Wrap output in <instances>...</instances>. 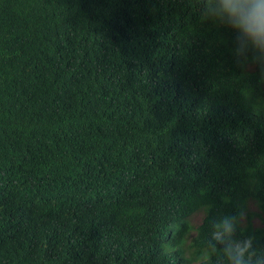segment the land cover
<instances>
[{"label":"trees","instance_id":"trees-1","mask_svg":"<svg viewBox=\"0 0 264 264\" xmlns=\"http://www.w3.org/2000/svg\"><path fill=\"white\" fill-rule=\"evenodd\" d=\"M202 8L0 0V264H196L199 202L264 246V78Z\"/></svg>","mask_w":264,"mask_h":264},{"label":"clouds","instance_id":"clouds-1","mask_svg":"<svg viewBox=\"0 0 264 264\" xmlns=\"http://www.w3.org/2000/svg\"><path fill=\"white\" fill-rule=\"evenodd\" d=\"M202 18L233 29L236 62L255 65L264 78V0H203ZM248 212V204L241 203L235 212L210 216V206L197 203L190 219L208 220L209 227L199 248L185 249V258L196 264H264V246L245 228Z\"/></svg>","mask_w":264,"mask_h":264},{"label":"rangeland","instance_id":"rangeland-1","mask_svg":"<svg viewBox=\"0 0 264 264\" xmlns=\"http://www.w3.org/2000/svg\"><path fill=\"white\" fill-rule=\"evenodd\" d=\"M261 216H262L263 219H264V214H261ZM253 221H254L255 224H260V223H262L260 217H257V216L254 217ZM192 222H193V221H192ZM199 222H200V221H199ZM199 222H193V223L197 224V223H199Z\"/></svg>","mask_w":264,"mask_h":264}]
</instances>
